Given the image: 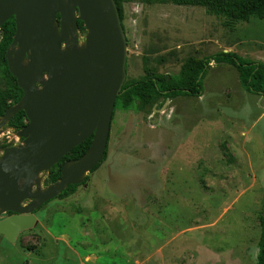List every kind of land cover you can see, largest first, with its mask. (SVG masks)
<instances>
[{"label": "rangeland", "instance_id": "374dc122", "mask_svg": "<svg viewBox=\"0 0 264 264\" xmlns=\"http://www.w3.org/2000/svg\"><path fill=\"white\" fill-rule=\"evenodd\" d=\"M123 23L126 81L178 74L188 59L220 51L264 62L257 16L235 21L204 6L132 0ZM78 36L84 44L86 33ZM203 82L200 97L118 105L107 159L73 195L40 207L35 227L13 242L0 235V264H257L264 95L246 90L226 63L211 62ZM9 139L24 141L0 125V157ZM48 175H39L42 188Z\"/></svg>", "mask_w": 264, "mask_h": 264}, {"label": "water", "instance_id": "95a60500", "mask_svg": "<svg viewBox=\"0 0 264 264\" xmlns=\"http://www.w3.org/2000/svg\"><path fill=\"white\" fill-rule=\"evenodd\" d=\"M12 16L7 60L23 97L0 121L24 110L28 123L18 131L23 143L0 157V214L13 212L0 220V235L11 242L38 224L35 210L83 183L104 158L128 57L116 0H0V29ZM78 21L86 27L84 44ZM91 136L88 150L65 161L61 178L42 188L39 175Z\"/></svg>", "mask_w": 264, "mask_h": 264}, {"label": "trees", "instance_id": "16d2710c", "mask_svg": "<svg viewBox=\"0 0 264 264\" xmlns=\"http://www.w3.org/2000/svg\"><path fill=\"white\" fill-rule=\"evenodd\" d=\"M132 0H116L122 23L124 21V5ZM148 3L167 0H142ZM179 5L204 6L207 11L215 15H224L235 21H248L253 16L264 18V0H171ZM59 18V16H58ZM80 33H86V27L82 21H78ZM124 26V23H123ZM125 29V27H124ZM16 33V20L12 16L0 29V78L3 87L0 88V118L5 110L18 103L23 97V90L19 87L17 78L10 72L7 60V51L11 46ZM214 63H226L237 69L241 85L249 92L264 95V62L247 59L235 51H220L202 58H190L181 67L178 74H154L147 72L139 79L126 81L121 93L117 97L115 111L118 105L124 109H144L155 105L163 98H175L180 95L200 97L204 93V78L208 68ZM162 102V103H163ZM114 111V115H115ZM114 117V116H113ZM28 122L24 110L16 113L8 125L17 129L22 128ZM92 136L74 147L49 171L45 184L49 185L58 181L62 175V166L67 160L81 157L90 147ZM109 146V145H108ZM107 152L102 161L92 170L98 169L107 159ZM89 176L81 184L69 185L59 196L66 198L77 191L79 185L85 184ZM261 235L257 264H264V213L260 217Z\"/></svg>", "mask_w": 264, "mask_h": 264}, {"label": "flooded vegetation", "instance_id": "af4514ba", "mask_svg": "<svg viewBox=\"0 0 264 264\" xmlns=\"http://www.w3.org/2000/svg\"><path fill=\"white\" fill-rule=\"evenodd\" d=\"M159 102L162 103V102H163V98H162ZM164 102H165V101H164ZM10 120H11V119H10ZM8 123H9V121H8L5 125H1V121H0V125H1L2 127H3V126H7V127H9V128L12 130V132H13V136H15V137L17 138V140H20L22 137H20V136L18 135V131H19L21 128L17 129V128H15V127L9 126ZM27 123H28V122H27ZM27 123H26V124H27ZM26 124H25V125H26ZM25 125H24V126H25ZM24 126H23V127H24ZM10 138H11V137H10ZM22 139H23V138H22ZM23 140H24V139H23ZM7 142H8V143H7V145H6L5 147H10V146H16V145H17V143H13V141H12L11 139H9ZM4 149H5V148L1 149V153H2V154H3V150H4ZM82 185H84V184H82ZM46 186H48V185H46ZM27 202H29V200H27L26 203H27ZM26 203H25V204H26ZM43 205H44V204H43ZM43 205H42V206H43ZM42 206H41V207H42ZM38 209H39V208H38ZM38 209H37V210H38ZM37 210H35L34 213H35ZM6 213H7V215H5L4 217L0 218V220H3V219H5V218H7V217H9V216H11V215L13 214V212H6ZM1 236L4 237L3 235H1Z\"/></svg>", "mask_w": 264, "mask_h": 264}, {"label": "crops", "instance_id": "0c3cea01", "mask_svg": "<svg viewBox=\"0 0 264 264\" xmlns=\"http://www.w3.org/2000/svg\"><path fill=\"white\" fill-rule=\"evenodd\" d=\"M165 258V257H164Z\"/></svg>", "mask_w": 264, "mask_h": 264}]
</instances>
